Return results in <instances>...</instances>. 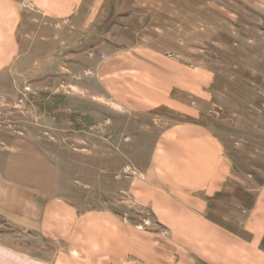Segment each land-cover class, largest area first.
Segmentation results:
<instances>
[{"label": "rangeland", "instance_id": "1", "mask_svg": "<svg viewBox=\"0 0 264 264\" xmlns=\"http://www.w3.org/2000/svg\"><path fill=\"white\" fill-rule=\"evenodd\" d=\"M13 1L24 11L23 50L0 73V244L49 260L61 246L40 236L38 219L52 196L159 231L129 184L159 132L186 120L203 125L231 165L208 218L248 238L238 220L264 189V0H86L73 23ZM125 52L180 66L174 106L128 113L113 104L95 68L106 76Z\"/></svg>", "mask_w": 264, "mask_h": 264}, {"label": "crops", "instance_id": "2", "mask_svg": "<svg viewBox=\"0 0 264 264\" xmlns=\"http://www.w3.org/2000/svg\"><path fill=\"white\" fill-rule=\"evenodd\" d=\"M85 2L24 4L50 22L73 23ZM23 13L13 0H0V73L22 53L18 30ZM129 55L113 56L104 77V69L95 68L98 84L109 81L103 86L113 104L128 113L174 106L171 92L181 89L180 66L162 69L153 59ZM231 172L221 146L203 125L177 122L155 137L147 165L129 184L132 198L146 206L159 231L143 230L112 212L82 214L64 200L45 197L39 234L60 244L59 250L40 260L0 244V264H264V189L238 220L248 238L207 216L209 200L225 190Z\"/></svg>", "mask_w": 264, "mask_h": 264}, {"label": "trees", "instance_id": "3", "mask_svg": "<svg viewBox=\"0 0 264 264\" xmlns=\"http://www.w3.org/2000/svg\"><path fill=\"white\" fill-rule=\"evenodd\" d=\"M151 217H152V215H151ZM153 218V217H152ZM155 225L157 226V224L155 223ZM158 227V226H157Z\"/></svg>", "mask_w": 264, "mask_h": 264}]
</instances>
